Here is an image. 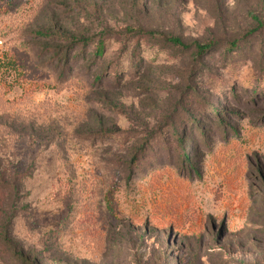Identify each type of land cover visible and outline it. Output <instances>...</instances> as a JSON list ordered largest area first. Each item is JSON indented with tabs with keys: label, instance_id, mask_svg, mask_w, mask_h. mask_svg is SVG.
Listing matches in <instances>:
<instances>
[{
	"label": "rangeland",
	"instance_id": "1",
	"mask_svg": "<svg viewBox=\"0 0 264 264\" xmlns=\"http://www.w3.org/2000/svg\"><path fill=\"white\" fill-rule=\"evenodd\" d=\"M257 19L264 0H0V264H264Z\"/></svg>",
	"mask_w": 264,
	"mask_h": 264
},
{
	"label": "trees",
	"instance_id": "2",
	"mask_svg": "<svg viewBox=\"0 0 264 264\" xmlns=\"http://www.w3.org/2000/svg\"><path fill=\"white\" fill-rule=\"evenodd\" d=\"M257 22H258V26H259V28H264V22H262V20L257 19ZM141 31H142L144 34L155 35V31H144V30H141ZM253 32H255V31H253ZM253 32H251L250 34H252ZM167 40H168L171 44H173V45H175V46H178V47H182V48H184V49H188V48H190V46H191L190 44L186 43L182 38L177 37V36H170V37L167 38ZM94 41H95V40L92 39V38H83V39H78L77 42H78L79 44H83V46H86V45L89 44L90 42H94ZM241 42H242V41H232V42H230V43H227V45H228V52H229V51L232 52V51H234L235 49H239V48H241V46H242V45H241ZM216 45H217V42H210V43H207V44L196 43V44H195V47H196V50H197V52H198L199 54H204V53H207V52L213 50V48H214ZM104 47H105L104 42L100 40V41L98 42L97 46L95 47V54H94V56H100V55H102L103 50H104ZM210 110H211V112H212L216 117L221 118L222 111H221L218 107L214 106V107H212ZM190 121H191V124H192L193 126H197V125L201 124V121L199 120V118H198L196 115H191V117H190ZM221 124H222V125H225V123H224L223 121H221ZM178 139H179L180 141L183 142V140H184V136H183V135H180V136H178ZM188 160H189L188 155H187L186 153H184V154H183V161L185 162V161H188ZM1 246H2V248H3L4 244H3L2 237H1V234H0V247H1ZM2 250H3V249H2ZM2 250H1V251H2ZM4 251H6V250H4ZM21 259H22L24 262H27V263H28L27 258H25V257L22 256ZM30 264H33V263H30Z\"/></svg>",
	"mask_w": 264,
	"mask_h": 264
}]
</instances>
